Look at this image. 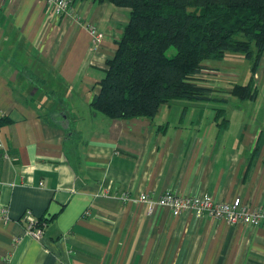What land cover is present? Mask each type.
Returning <instances> with one entry per match:
<instances>
[{"label":"crops","instance_id":"1","mask_svg":"<svg viewBox=\"0 0 264 264\" xmlns=\"http://www.w3.org/2000/svg\"><path fill=\"white\" fill-rule=\"evenodd\" d=\"M129 13L109 1L72 0L60 15L47 0H0V264H264V223L140 200L170 190L264 210V113L227 111L221 128L196 103L153 118L95 111ZM89 24L104 33L97 48ZM28 209L48 219L39 238Z\"/></svg>","mask_w":264,"mask_h":264},{"label":"trees","instance_id":"2","mask_svg":"<svg viewBox=\"0 0 264 264\" xmlns=\"http://www.w3.org/2000/svg\"><path fill=\"white\" fill-rule=\"evenodd\" d=\"M129 9V21L107 59L105 76L92 108L109 118H153L163 104L230 101L216 92L242 101L256 100V74L264 58V0H96ZM175 47L174 55L168 50ZM240 52L252 61L245 84L229 89L205 83L208 60H222ZM218 69V68H214ZM215 119L229 125L225 107H215ZM5 115L0 123L5 122ZM261 146L258 143L255 153ZM253 158V157H252ZM48 219L37 218L45 229Z\"/></svg>","mask_w":264,"mask_h":264},{"label":"built area","instance_id":"3","mask_svg":"<svg viewBox=\"0 0 264 264\" xmlns=\"http://www.w3.org/2000/svg\"><path fill=\"white\" fill-rule=\"evenodd\" d=\"M47 2L57 14L61 15L69 12L72 0H47ZM88 29L92 47L97 48L103 41L104 33L99 31L94 24H89ZM140 200L147 202L150 207L156 204L168 207L173 215H180L184 211L190 210L197 217L208 214L230 224L242 223L257 226L264 223V210L258 207L250 209L248 205L242 204L240 197H236L231 202H221L208 194L180 196L168 190L156 200H153L148 193H143L140 195ZM25 220L28 233L32 237L39 238L43 235V229L35 226L37 217L30 209L25 212Z\"/></svg>","mask_w":264,"mask_h":264},{"label":"rangeland","instance_id":"4","mask_svg":"<svg viewBox=\"0 0 264 264\" xmlns=\"http://www.w3.org/2000/svg\"><path fill=\"white\" fill-rule=\"evenodd\" d=\"M175 52V47H171L167 53L171 56L174 55ZM207 64L213 67H219L220 72H218L217 74H213L212 72H205V75L203 76V81L205 83H215L214 85L219 88L229 89L234 83L245 84L246 82H248L251 76L252 61L240 52H227L222 60H208ZM210 70L214 71L213 69ZM256 80L259 93L257 99L254 101L248 100L245 103H242L236 96L227 92L221 94L219 92H216L219 96H225L230 99V101L226 104H222L218 101H208L203 103L202 101H179L182 103V105L187 103L193 105L196 103L195 105L197 106L198 104H203L209 107L211 106L210 108L225 107L229 113L235 114L239 112H246L250 114L253 113L255 115L256 113H264V58L256 74Z\"/></svg>","mask_w":264,"mask_h":264}]
</instances>
